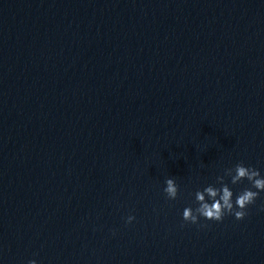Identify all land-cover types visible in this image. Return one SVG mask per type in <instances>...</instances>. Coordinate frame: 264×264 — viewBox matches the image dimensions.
Listing matches in <instances>:
<instances>
[{
	"label": "water",
	"instance_id": "1",
	"mask_svg": "<svg viewBox=\"0 0 264 264\" xmlns=\"http://www.w3.org/2000/svg\"><path fill=\"white\" fill-rule=\"evenodd\" d=\"M240 161L264 176V0H0V264H264V192L182 216Z\"/></svg>",
	"mask_w": 264,
	"mask_h": 264
},
{
	"label": "clouds",
	"instance_id": "2",
	"mask_svg": "<svg viewBox=\"0 0 264 264\" xmlns=\"http://www.w3.org/2000/svg\"><path fill=\"white\" fill-rule=\"evenodd\" d=\"M225 176L231 177L232 184L247 179L251 188H245L233 201V191L224 182ZM216 180L219 187L208 185L203 190L196 191L195 199L198 207L195 209L186 207L182 214L184 221L197 223L201 216L207 220L222 221L226 214H232L237 220H242L247 215L248 206L254 204L260 193L264 192V176H261L260 170L250 165L246 166L243 161L237 163L234 168L225 169L224 175L218 176ZM165 183L166 187L163 191L167 198L175 199L179 193V185L172 177L167 178ZM261 210L264 211V204L261 205ZM134 218L128 216L127 222L130 223ZM28 264H37V262L30 260Z\"/></svg>",
	"mask_w": 264,
	"mask_h": 264
}]
</instances>
